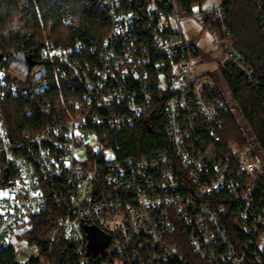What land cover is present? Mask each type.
<instances>
[{
    "label": "built area",
    "instance_id": "2783aa9c",
    "mask_svg": "<svg viewBox=\"0 0 264 264\" xmlns=\"http://www.w3.org/2000/svg\"><path fill=\"white\" fill-rule=\"evenodd\" d=\"M228 1L188 11L178 0H89L110 24L102 46L91 48L94 60H79L85 46L78 41L70 49L43 47L41 64L20 78L11 66L8 78L0 70V156L8 166L0 169V251L16 238L29 248L19 252L20 264H191L190 252L206 264L260 260L264 149L256 139L223 149L219 129L232 98L198 73L199 53L183 29L200 25L219 48L218 67L230 65L253 82L231 41ZM258 14L264 26V0ZM48 61L81 91L72 110L49 97ZM155 91L164 94L169 148L119 160L99 131L141 123ZM6 97L33 103L53 122L13 140ZM86 134L94 141L85 142ZM47 211L52 231L29 244L17 230ZM59 254L67 257L59 261Z\"/></svg>",
    "mask_w": 264,
    "mask_h": 264
},
{
    "label": "trees",
    "instance_id": "16d2710c",
    "mask_svg": "<svg viewBox=\"0 0 264 264\" xmlns=\"http://www.w3.org/2000/svg\"><path fill=\"white\" fill-rule=\"evenodd\" d=\"M89 0H0V70L10 77L11 64L17 56L24 57V72L30 73L40 65L39 51L50 44L61 48H73L80 41L85 48L77 55L82 62L92 61L106 38L110 24L103 11L97 6H89ZM181 7L191 11L204 0H178ZM260 0H229L228 26L231 29V41L235 49L252 68L253 82L240 75L233 67H218L221 80L226 85L231 98L238 105L247 128L264 149V26L258 14ZM66 20L70 21L66 23ZM47 74L51 82L49 97L54 106L73 109L80 90H72L65 80L58 77L50 61ZM79 89V88H78ZM218 95L219 92L212 93ZM164 94L153 93L152 107L145 113L141 123L121 130H101L99 138L108 147H113L119 160L130 157L153 156L169 148L167 120L163 114ZM4 121L14 140L22 134L35 135L48 124L52 116L41 111L25 99L6 97L2 100ZM31 109L29 113L28 109ZM64 115V114H63ZM223 125L219 133L225 147L231 143L240 148L249 144L242 126L231 112L223 114ZM8 166L0 156V169ZM31 227L22 236L33 245L42 241L53 229L55 217L49 211L32 216ZM183 236V235H182ZM185 238V237H184ZM187 240V239H186ZM259 261L251 264H264V249L258 252ZM67 257L57 255L60 261ZM191 264H206L190 252ZM0 264H20L15 249L9 246L0 251Z\"/></svg>",
    "mask_w": 264,
    "mask_h": 264
},
{
    "label": "rangeland",
    "instance_id": "374dc122",
    "mask_svg": "<svg viewBox=\"0 0 264 264\" xmlns=\"http://www.w3.org/2000/svg\"><path fill=\"white\" fill-rule=\"evenodd\" d=\"M221 0H204L203 1V8L212 7L216 4H218ZM197 9V8H196ZM183 29L185 31V34L187 36V39L190 41L191 44H193L198 53L199 57L198 60L202 62V65L197 70L200 74H205L208 77H211L215 79L217 87L223 91L229 99H231V95L224 84V82L221 80V76L219 75L218 65H217V59L220 56V51L217 45L215 44L212 36L205 32L203 28L198 25L195 22H189L187 24L183 25ZM24 57L22 55L17 56L15 59V62L11 65L12 72L14 75L18 76V78L21 77V75L25 74L24 72ZM19 74V75H17ZM231 105H232V111L231 113L237 120V122L242 126V129L244 130L248 142H250V145L253 146L255 144V136H253L250 133L249 128L246 126V122L244 121L243 115L241 114L240 110L238 109V105L234 99H231ZM85 142H92L94 141V138L90 134H86L84 136ZM27 227H21L17 230L19 234L26 232ZM13 248L17 252V262L23 263V257L19 253L23 250H29L27 243H19L16 238L12 240ZM261 249H264V236L261 238L260 242Z\"/></svg>",
    "mask_w": 264,
    "mask_h": 264
},
{
    "label": "water",
    "instance_id": "95a60500",
    "mask_svg": "<svg viewBox=\"0 0 264 264\" xmlns=\"http://www.w3.org/2000/svg\"><path fill=\"white\" fill-rule=\"evenodd\" d=\"M11 175H10V172L7 170V171H5V176H4V183L6 182V180L10 177Z\"/></svg>",
    "mask_w": 264,
    "mask_h": 264
}]
</instances>
